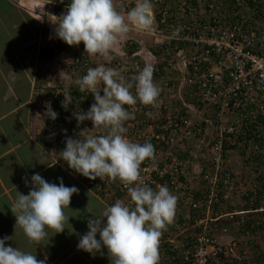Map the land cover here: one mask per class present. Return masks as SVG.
Listing matches in <instances>:
<instances>
[{
  "label": "built area",
  "instance_id": "obj_1",
  "mask_svg": "<svg viewBox=\"0 0 264 264\" xmlns=\"http://www.w3.org/2000/svg\"><path fill=\"white\" fill-rule=\"evenodd\" d=\"M255 2L152 0L155 26L135 31L172 55L167 75L155 83L163 90L157 102L126 105L139 120L125 123L124 133L154 145L141 177L177 197L174 220L160 237L159 264H251L252 248L264 243V168H255L264 160V10ZM138 69L136 61L120 72L133 77ZM89 108L70 106L59 125L46 120L40 140L59 154L66 137L98 134L90 120L75 119ZM61 162L102 201L130 203L118 180H92Z\"/></svg>",
  "mask_w": 264,
  "mask_h": 264
},
{
  "label": "clouds",
  "instance_id": "obj_2",
  "mask_svg": "<svg viewBox=\"0 0 264 264\" xmlns=\"http://www.w3.org/2000/svg\"><path fill=\"white\" fill-rule=\"evenodd\" d=\"M115 1L71 0L56 23V36L69 46H79L83 42L84 52L92 60L90 65H96L75 80L79 91L92 95L94 103L86 112H76L74 116L78 125L90 120L91 129L98 133L81 139L66 137V147L59 155L69 169L86 178L118 180L130 198V203L116 200L114 204L105 206L99 216L89 218L88 231L80 237L77 248L92 254L106 248L111 264H159L160 237L174 220L177 197L167 186L154 190L141 177L142 163L146 159H154V145L132 142L124 133L125 122L134 119V113L129 112L127 106L137 102L144 106L154 105L160 94L155 83L159 84V75H164L165 68L168 71L172 64L169 61V64L160 62L152 65L147 53L158 57L151 50L146 52L142 39L138 40L130 34L153 28L152 0H136L135 3L134 0L130 3L129 0H122V5L129 9L125 11L126 15L117 10ZM128 34L130 36L126 39ZM124 40L125 59L115 58L112 52ZM137 41L140 43L137 44ZM157 50L162 55L167 46L157 47ZM96 56L100 57L97 60L100 63L93 64V59L98 58L92 57ZM136 61L140 62L142 69H138L135 76L121 74V65L132 66ZM108 63L110 65H106ZM58 76L62 78L61 68ZM52 79L55 80H48ZM58 82L62 83L61 80ZM64 96L62 106L67 108L71 97ZM46 115L53 120L58 116L52 110ZM37 160L49 167L53 165L47 163L43 151ZM23 179L28 186V179ZM59 179V184L49 183L40 174H33L28 194L17 192L10 207L16 217L15 232L19 229L29 245L41 244L48 236L47 229L56 234L66 228L70 216L66 215L65 209L69 208L71 197L78 194L79 189L65 186L62 178ZM234 229L231 231L233 236L237 233V229L233 232ZM9 239L11 237L7 236L0 239V264H46L45 260H38L31 252L5 246V241ZM259 244L264 243L252 248L251 264H254L255 248Z\"/></svg>",
  "mask_w": 264,
  "mask_h": 264
},
{
  "label": "crops",
  "instance_id": "obj_3",
  "mask_svg": "<svg viewBox=\"0 0 264 264\" xmlns=\"http://www.w3.org/2000/svg\"><path fill=\"white\" fill-rule=\"evenodd\" d=\"M14 2L24 13L37 17L39 21L43 20L45 22L44 26L48 27V34H50L49 32L53 31L51 23L54 22L52 25H54L53 29L55 31L56 23L62 18L71 0H14ZM135 2L136 0H134ZM122 4V0L114 2L117 10L126 15L125 11L129 9H126ZM0 7L1 17L3 14L1 11L4 12L5 10L2 9V5ZM56 10H59V12L61 10V14L57 13ZM11 15L6 14L0 20V50L11 47L7 45L15 43L13 35L17 25L9 23L8 20H10ZM51 18H58V21H52ZM129 36L130 34L126 39ZM54 37H57L56 34H54ZM29 40L25 43H28ZM125 40L112 53L119 57L125 55ZM18 43L23 47L20 49H27L23 41L16 42V44ZM31 43L34 46L36 42ZM17 48L19 46H16L10 54H7L6 51L0 53V78H5L11 84H14L12 89L10 82H6L4 87H7V89L2 90L3 79H0V218H3V224H0V239L6 236L11 237V239L5 241V246L18 247L22 251L31 252L36 255L38 260H45L46 264H111L106 248H102L101 252L95 254L77 248L80 237L88 231V219L99 216L101 210L109 204L98 198L78 178L71 175L62 164L60 156L55 155L40 140L39 131L47 120L46 114L53 99L40 95L36 89V75L34 73L29 75L30 78L22 81L30 88L29 97L18 98L19 82L16 79L17 77L13 75L15 71L17 72L18 67L13 65L16 69L11 72L13 70L11 65L17 61V65L21 69V71L19 70L20 77L26 74L27 71L18 62L17 58L9 56L17 55L18 57ZM7 58H11V60ZM160 93H163L162 89H160ZM10 97L15 98V102L9 103ZM133 120L137 121L139 119L134 117ZM42 151L47 156V163L53 164L51 167L48 164L38 162L37 158ZM234 166L238 167L239 164ZM36 173L40 174L49 183L59 184V178H62L65 186H75L79 189V193L73 194L69 208L65 209L66 215L70 217L68 223L65 224L64 231L54 234L53 230L47 229L48 236L41 244L29 245L26 237L19 229L15 232L16 217L10 207L16 198L17 192L28 194L31 188V176ZM25 177L29 181L28 186L24 183L23 178ZM104 222L106 223V218H104ZM97 239H99V233Z\"/></svg>",
  "mask_w": 264,
  "mask_h": 264
},
{
  "label": "rangeland",
  "instance_id": "obj_4",
  "mask_svg": "<svg viewBox=\"0 0 264 264\" xmlns=\"http://www.w3.org/2000/svg\"><path fill=\"white\" fill-rule=\"evenodd\" d=\"M12 2H14V0H12ZM261 2L263 4V7L258 6V9L264 10V0H261ZM3 4L4 3L0 1V6L1 5L3 6ZM14 4H15V7L8 6L7 9H5L6 6L3 7L5 11L2 12L3 14L1 15V17L6 15V14H12L13 15V16L12 15L10 16V20H8V21L11 24L17 25L16 26L17 28L15 29L14 35H13V40L15 41V43L11 44V45H7V46H11V47L2 48L0 50V53L6 51L7 54H10V52H12L16 46H19V48H17L18 49L17 50L18 51V57H17V55H12V56L9 55L11 58H15V59L17 58L18 62H20L21 65L24 66L23 68L25 69V71H27L26 74L21 75V77H20L21 69L17 65V61L11 65L12 66L11 68L13 69L11 72H14L16 69V67H13V65L14 66L16 65L18 67V69H16L17 72L15 71V73L13 74L15 77H17L16 79L19 82L18 86H19L20 91H19L18 98L19 97H22V98L29 97L30 88L27 86V84H25V82L23 83L22 81H25V79L30 78L29 75H32V73H34L36 76L39 75L43 80H46L48 83H51L52 87L55 85L57 86V83H59L58 82L59 80H61L63 82V84H69L72 81L71 79H73V78L70 77V74L68 73V71L62 70V66L64 67L66 65V59H67L66 55H62V57L60 58L61 64H58L57 63L58 61L56 60L55 65L52 64L51 65L52 68H49L47 72L45 71L44 74H42L45 67H42L41 63H43V65H44V61H46V59H42L41 48H43V46H51L53 44V40L55 38L54 34H56L54 29H53L54 25H52L54 22L51 23L53 31L49 32L50 34H48V27L44 26L45 22H43V20L39 21L37 19V17H33L29 14L24 13L18 7V5L15 2H14ZM54 14L56 15V13H54ZM1 17H0V20H1ZM34 18H36L38 21L36 19L34 20ZM51 19H52V21H54V20L58 21L57 20L58 18H55V19L51 18ZM44 27H45V29H44ZM131 33H132L133 37L137 38L138 40L142 39V38H140L139 33L130 32V34ZM142 37L145 38V39L144 38L142 39V42L144 43V46H146V48H145L146 52H148L149 50L154 51L157 49L155 44H153V40H152L151 36L142 35ZM27 40H29L28 43H25V42H27ZM143 40H145V41H143ZM22 41L24 42V46L27 47V49L22 50V49H20V48H23V47H21V44H19V43L16 44V42H22ZM30 41L36 42L34 45L35 47L32 45V43ZM169 51L171 52L170 49L165 50L161 56H158V58H154L150 53H147V55L151 59L152 65L159 64L160 62H167L169 64V61L172 58L171 55L169 54ZM174 57H176V55H174ZM11 58H7V59L11 60ZM92 58H98V59H93V64H96L97 60L100 59L99 56L92 57ZM120 58L125 59V56L122 55V57H120ZM106 65H110V63H108ZM89 67H96V65H94V66L89 65ZM60 68H61L62 78H59V76H58V72L60 71ZM116 70H117V68H116ZM164 71H165L164 75L166 76L168 71L166 68ZM28 73H30V74H28ZM77 75H78V77L81 75L80 70H77ZM49 78L50 79L55 78V80L52 79V81L49 82V80H48ZM0 79L1 80L3 79L2 80V90L7 89V87H4L5 83L10 82V81H8L5 78H0ZM13 82H15V81H13ZM35 82H36V80H35ZM10 85H12L11 88L13 89L14 84H11V82H10ZM38 97L40 98V96H38ZM14 99L15 98L10 97L9 103L15 102ZM54 153H55V155L60 156L57 152H54ZM2 220H3V218H0V224H3ZM226 239L227 238H222L221 240L224 241ZM255 251L256 252H255V255L253 257L254 264H264V244L263 245L259 244V246L257 248H255Z\"/></svg>",
  "mask_w": 264,
  "mask_h": 264
},
{
  "label": "trees",
  "instance_id": "obj_5",
  "mask_svg": "<svg viewBox=\"0 0 264 264\" xmlns=\"http://www.w3.org/2000/svg\"><path fill=\"white\" fill-rule=\"evenodd\" d=\"M0 1L4 3L3 7L6 6L5 9H7L8 6L15 7L14 2L12 1H9V0L7 1L0 0ZM254 4L257 6V8L258 6L263 7L261 0L258 3L255 2ZM56 11L59 14H61L60 13L61 10L60 12L59 10H56ZM2 12L3 10L1 11V13ZM136 43L139 44L140 41H137ZM152 53L158 57L159 55H161L162 52L156 49L152 51ZM62 55H66L67 57L66 65L64 67L62 66V69L68 71V73L70 74V77L73 78L71 79L72 81L69 84H63L59 82L57 83V86L55 85L52 87L51 83H48L46 80H42V78L39 75L36 76V89L38 90L40 95L48 96L53 99L48 109V112L52 110L56 112L58 116L55 120L47 116V120L53 121L55 125H59L63 123V121L66 120L67 113L69 111L68 109L70 106L83 105L87 107V106H91L92 103H94V101L91 98L92 95L88 96L86 92L81 93L78 89V86L75 84L76 79L82 77L83 75H86L88 68H90L89 67L90 62L92 61L84 52L83 42H81L79 46H69L64 41L59 39L58 37H55L53 40V44L51 46H43V48H41V56H42V59H46V61H44V65L43 63H41V66L45 67L42 74H44L45 71L47 72L49 68H52L51 65L52 64L55 65L56 60L58 61L57 62L58 64H61L60 58L62 57ZM114 57L118 58V55H114ZM141 62L145 65L144 60L141 59ZM97 63H100V62L97 61ZM77 70L81 71V75L79 77L77 75ZM130 82H132V79L130 80ZM101 93L103 92L101 91ZM64 94L69 95L71 97V103L68 105L67 108H64L62 106V101H64L65 99ZM256 161L258 162V165L255 166V168L257 167H259L260 169L262 167L264 168V160L261 159V160H256ZM247 163L251 164L252 160H249ZM259 180L264 186V175L260 174ZM191 212L193 214H196L198 210L193 209L191 210ZM169 226L171 227V225ZM258 230L261 231L262 229L259 228Z\"/></svg>",
  "mask_w": 264,
  "mask_h": 264
},
{
  "label": "water",
  "instance_id": "obj_6",
  "mask_svg": "<svg viewBox=\"0 0 264 264\" xmlns=\"http://www.w3.org/2000/svg\"><path fill=\"white\" fill-rule=\"evenodd\" d=\"M153 19V18H152ZM155 26V20L153 19V24H152V27H154Z\"/></svg>",
  "mask_w": 264,
  "mask_h": 264
}]
</instances>
